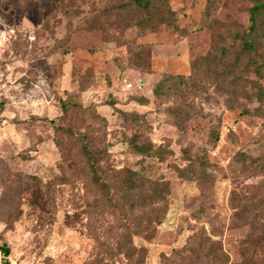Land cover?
<instances>
[{"label": "rangeland", "instance_id": "1", "mask_svg": "<svg viewBox=\"0 0 264 264\" xmlns=\"http://www.w3.org/2000/svg\"><path fill=\"white\" fill-rule=\"evenodd\" d=\"M115 2L0 0V158L12 172L49 184L51 193L43 211L22 199L10 223L0 217V246H7L9 264H128L121 254L109 256L92 238L94 229L101 242L112 245L117 233H108L107 223L95 228L89 213L93 191L81 173V133L90 147L104 151L103 166L169 182L167 210L155 237H132L134 246L145 249L143 264H188L189 237L199 231L220 243L227 264H264V212L253 208L244 216L234 204L249 201L257 207L264 201V115L242 114L237 104L244 100L229 108L226 95L204 78L197 79L191 93L182 90L183 96L152 94L163 73L188 77L190 61L206 51V0H170L177 31L165 25L154 31H102L96 19L102 22V8ZM249 5V0H215L213 8L220 19L246 23ZM147 49L148 58L136 61ZM62 99L69 102L64 115ZM187 104L204 116L187 108L178 116L184 119L178 127L170 110ZM245 104L257 106L255 100ZM118 110L141 114L146 123L134 125ZM210 115L218 120L209 121ZM50 119L64 129L56 130ZM216 126L219 139L210 144L207 135ZM135 132L166 144L172 154L158 160L133 152L128 139ZM183 149L191 158L206 151L208 184L177 175L176 168L187 164ZM62 152L67 156L63 163Z\"/></svg>", "mask_w": 264, "mask_h": 264}, {"label": "trees", "instance_id": "2", "mask_svg": "<svg viewBox=\"0 0 264 264\" xmlns=\"http://www.w3.org/2000/svg\"><path fill=\"white\" fill-rule=\"evenodd\" d=\"M115 3L102 8V22L97 20L99 29L117 27L119 29L135 28L141 31H154L165 25L178 30L176 12L170 7V0H115ZM247 8V22L241 23L236 19H220L213 8L215 0H206L204 8V23L210 28V42L204 54L190 61V75L163 73L154 83L152 94L156 98L184 95L182 90L194 89L198 78H204L215 83L218 92L226 95V104L233 108L234 101L244 100L249 103L253 100L257 106L248 108L245 103H238L242 114L264 115V0H249ZM105 27V28H104ZM150 51L141 50L136 59H147ZM140 101H144L140 100ZM110 105H114L111 101ZM4 103L0 101V124L3 121L1 113ZM59 107L64 115L69 108V102L59 100ZM187 108L198 116H204L201 110H196L192 104L183 107H174L170 110L175 117V124L181 127L184 119L179 118ZM119 115L130 120L134 125L142 126L146 122L141 114L118 110ZM188 114V113H187ZM32 119L40 116L31 115ZM188 117V116H187ZM216 117L209 116L213 121ZM25 121V120H24ZM54 125L53 120H48ZM56 130H63L62 126L54 125ZM81 137L82 152L85 165L81 173L86 179V186L93 191V200L88 204L90 215L94 216L95 228L107 223V232H116L114 244L101 242L93 229L92 238L98 248L109 253L121 254L128 264H143L145 257L144 247H136L132 243L133 236L152 239L156 235V226L159 225L167 210V196L170 191L169 182L163 179H151L141 172L132 169L122 171L112 170L103 166L104 151L93 149L87 143V136ZM219 139L218 127H211L207 141L214 144ZM128 143L133 152L141 156H148L164 160L172 154L166 144H155L140 132L133 133ZM56 141V145L59 146ZM31 150L30 147L27 148ZM187 164L176 168L177 175L188 180H194L199 185L208 184L211 174L207 172L209 165L206 151L191 158L186 149H183ZM66 154L61 153L62 163L66 161ZM238 160L244 159V154H237ZM5 175L6 177H2ZM0 217L10 223L18 212V202L24 201L28 206L44 210L51 202L50 185L42 184L40 178L32 174L12 172L9 166L0 158ZM264 184V183H263ZM236 208L240 214L247 216L253 208L264 212L261 201L257 207L249 201L236 200ZM112 217V222L106 220ZM245 220L244 222H247ZM264 234V222L260 224ZM189 242L188 264H227L228 254L220 243L211 240L202 232L192 234ZM2 254L1 264H9L7 259L8 248L0 246ZM93 264H102L95 260Z\"/></svg>", "mask_w": 264, "mask_h": 264}]
</instances>
